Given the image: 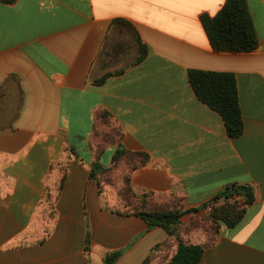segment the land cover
<instances>
[{
  "label": "crops",
  "instance_id": "crops-1",
  "mask_svg": "<svg viewBox=\"0 0 264 264\" xmlns=\"http://www.w3.org/2000/svg\"><path fill=\"white\" fill-rule=\"evenodd\" d=\"M226 1L0 2V264H103L114 251L115 264H142L170 236L114 211L128 174L136 195L182 205L185 225L227 187L250 186L254 203L235 227L221 224L200 264H264V0H246L258 48L218 53L202 16ZM138 36L148 52L136 64ZM191 70L236 76L241 136L197 97ZM119 147L149 161L124 158L101 193L91 165L112 167ZM200 227L184 241L205 245L193 240Z\"/></svg>",
  "mask_w": 264,
  "mask_h": 264
},
{
  "label": "trees",
  "instance_id": "trees-1",
  "mask_svg": "<svg viewBox=\"0 0 264 264\" xmlns=\"http://www.w3.org/2000/svg\"><path fill=\"white\" fill-rule=\"evenodd\" d=\"M0 2L3 4H14L17 0H0ZM116 22L122 21L117 20ZM202 23L215 52L249 53L258 48V37L246 0H227L216 16H202ZM138 43L140 54L136 64L140 63L148 52L146 45L143 44L139 36ZM106 79L107 76L96 81L95 85L103 84ZM189 79L197 97L222 116L227 133L233 138L241 136L244 132V122L236 76L232 73L191 70ZM107 117V113L102 114V118L106 119ZM137 156L142 157L141 165H145L149 161L147 155L132 153L123 147H119L113 157L112 167H104L99 162V158L92 163L90 180L99 185L102 193L105 187L104 180L108 182L107 180L110 176L108 174L113 168L118 167L124 158L130 163H135ZM136 166L134 164L131 170L136 169ZM62 172L63 177L58 186L59 193L63 190L67 175L65 168H62ZM118 196L119 208L114 211L141 217L150 229L160 227L170 236V240L154 247L142 264H152L156 258L162 256L174 243L177 244V250L165 264H200L206 248L213 245L221 224L224 223L228 227H235L244 218L247 207L255 201L254 191L247 185H232L216 195L212 200V203L216 205L213 207L211 214L207 216V222L211 224L214 230L212 240L205 245H198L187 243L183 239L184 234L199 228L200 223L191 222L189 225H185L182 218L188 212L183 210L182 205L164 206L153 202L149 195H136L131 187L130 174L125 176L124 186L118 192ZM235 197L240 199L233 200ZM53 198L52 194H47V199L53 200ZM220 200H224L223 203H219ZM89 249L90 239L88 236L85 250L89 251ZM122 255L123 251L111 252L106 255L103 264H115Z\"/></svg>",
  "mask_w": 264,
  "mask_h": 264
},
{
  "label": "rangeland",
  "instance_id": "rangeland-1",
  "mask_svg": "<svg viewBox=\"0 0 264 264\" xmlns=\"http://www.w3.org/2000/svg\"><path fill=\"white\" fill-rule=\"evenodd\" d=\"M125 47H126L125 51L124 52L121 51V52H123V53H129V52H131V48H130L129 45H126ZM121 52L119 51V53L122 55ZM107 181L110 184H113L112 183V178H110V180L108 179ZM112 195H113L114 198H118L119 197L118 196V191H116V189L112 193ZM212 210H213V208H212ZM212 210L205 217L198 218V219H194V221H192V223H195V224L197 222L200 223V226H201L200 229L196 232L197 233V236L196 237H193V238H196V239H193V240H195V241L198 240L200 242H206V243L211 242L212 236L214 234V230L212 229L211 224H209L207 222V216H209L211 214ZM162 264H164V262Z\"/></svg>",
  "mask_w": 264,
  "mask_h": 264
},
{
  "label": "built area",
  "instance_id": "built-area-1",
  "mask_svg": "<svg viewBox=\"0 0 264 264\" xmlns=\"http://www.w3.org/2000/svg\"><path fill=\"white\" fill-rule=\"evenodd\" d=\"M212 208H213V205H211V207H210V211L212 210Z\"/></svg>",
  "mask_w": 264,
  "mask_h": 264
}]
</instances>
